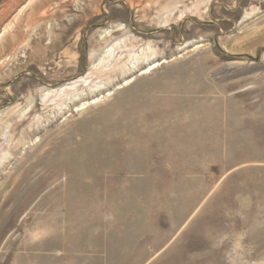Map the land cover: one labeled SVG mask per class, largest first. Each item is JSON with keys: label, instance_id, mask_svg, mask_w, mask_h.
<instances>
[{"label": "rangeland", "instance_id": "rangeland-1", "mask_svg": "<svg viewBox=\"0 0 264 264\" xmlns=\"http://www.w3.org/2000/svg\"><path fill=\"white\" fill-rule=\"evenodd\" d=\"M0 264H264V0H0Z\"/></svg>", "mask_w": 264, "mask_h": 264}, {"label": "bare ground", "instance_id": "bare-ground-1", "mask_svg": "<svg viewBox=\"0 0 264 264\" xmlns=\"http://www.w3.org/2000/svg\"><path fill=\"white\" fill-rule=\"evenodd\" d=\"M122 31V27L121 28H117L116 30L114 31H110V32H104L102 35H100L98 37V42L97 44H101L102 42H105V43H111V40L113 39V35L117 32H120ZM127 40V39H126ZM123 42V41H122ZM107 46H104L102 47L100 50L98 51H95L91 54L90 56V59L94 62L96 61H101L100 64L105 61L106 59H111L114 55H108V53L110 54V52L107 51L108 47H110L112 45V47H116L115 44H112ZM121 44V42H120ZM123 44V43H122ZM114 45V46H113ZM120 46V45H119ZM122 49V48H121ZM118 50H120V47L118 48ZM117 50V51H118ZM120 54V53H119ZM129 54V53H128ZM127 54V55H128ZM131 55V54H130ZM121 56H123V53L121 52ZM124 58V57H123ZM137 58V57H136ZM103 60V61H102ZM112 60V59H111ZM149 62V61H148ZM118 63V62H117ZM121 63V62H120ZM99 64V66H100ZM99 66H96L93 65L89 74H87L86 76L82 77L81 79H78L76 81H72L64 86H62L60 89H57L56 91H52V90H49V93H56V94H59V93H63V92H70L71 94H68V96L66 95L65 97V100H68V97L69 96H72L73 94H76V93H79L85 89H88V88H91L93 87L94 85L97 84V80L100 79V76H103V75H109V74H112L114 73L115 71H118V66L117 68H111V71L109 72L108 70H106L107 68L105 67L104 69H101L99 68ZM118 74V73H117ZM76 97V96H75ZM82 97V96H81ZM84 97V96H83ZM75 100V98L73 99ZM71 102H74V101H71Z\"/></svg>", "mask_w": 264, "mask_h": 264}]
</instances>
